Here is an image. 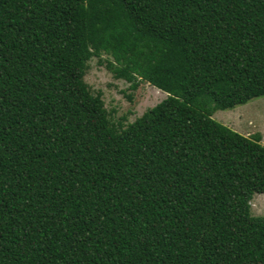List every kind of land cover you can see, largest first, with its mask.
Listing matches in <instances>:
<instances>
[{"label":"trees","instance_id":"16d2710c","mask_svg":"<svg viewBox=\"0 0 264 264\" xmlns=\"http://www.w3.org/2000/svg\"><path fill=\"white\" fill-rule=\"evenodd\" d=\"M94 58L167 98L117 125ZM261 97L264 0H0V264H264L262 135L213 118Z\"/></svg>","mask_w":264,"mask_h":264},{"label":"rangeland","instance_id":"374dc122","mask_svg":"<svg viewBox=\"0 0 264 264\" xmlns=\"http://www.w3.org/2000/svg\"><path fill=\"white\" fill-rule=\"evenodd\" d=\"M99 62L98 58L90 61L85 80L92 93H102L105 107L117 125L121 123L126 127L167 98L166 93L147 83L141 84L137 91H131L129 83L116 79ZM213 118L246 136L260 133L264 144V97L233 110L217 111ZM251 206L253 215L264 216V195H256Z\"/></svg>","mask_w":264,"mask_h":264}]
</instances>
